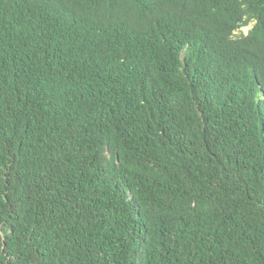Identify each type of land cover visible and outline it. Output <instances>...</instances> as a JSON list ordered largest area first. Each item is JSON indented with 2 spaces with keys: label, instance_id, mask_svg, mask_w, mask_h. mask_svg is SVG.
Wrapping results in <instances>:
<instances>
[{
  "label": "trees",
  "instance_id": "obj_1",
  "mask_svg": "<svg viewBox=\"0 0 264 264\" xmlns=\"http://www.w3.org/2000/svg\"><path fill=\"white\" fill-rule=\"evenodd\" d=\"M0 264H264V0H0Z\"/></svg>",
  "mask_w": 264,
  "mask_h": 264
},
{
  "label": "rangeland",
  "instance_id": "obj_2",
  "mask_svg": "<svg viewBox=\"0 0 264 264\" xmlns=\"http://www.w3.org/2000/svg\"><path fill=\"white\" fill-rule=\"evenodd\" d=\"M251 25H252V24H249V25H247V26H244V27L241 28V30H242L244 33H246L247 30L251 27Z\"/></svg>",
  "mask_w": 264,
  "mask_h": 264
}]
</instances>
